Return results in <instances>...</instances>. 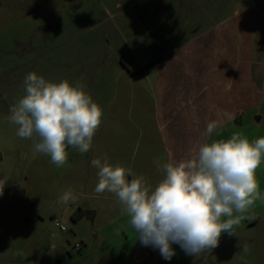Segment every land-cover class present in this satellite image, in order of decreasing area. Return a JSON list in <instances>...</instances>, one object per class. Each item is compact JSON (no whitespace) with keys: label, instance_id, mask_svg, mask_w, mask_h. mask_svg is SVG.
Here are the masks:
<instances>
[{"label":"rangeland","instance_id":"374dc122","mask_svg":"<svg viewBox=\"0 0 264 264\" xmlns=\"http://www.w3.org/2000/svg\"><path fill=\"white\" fill-rule=\"evenodd\" d=\"M117 2L0 0V264H264V201L252 207L262 216L257 224L243 226L242 219L236 234L223 232L218 246L200 256L186 255L174 243L175 255L166 260L159 249L137 239L114 194L95 193L98 170L91 161L97 157L120 163L152 187L163 178L150 103L140 100L136 90L134 101L129 99L125 74L108 83L110 63L132 56L131 49L124 51L107 33H115L113 25L124 16ZM105 9L114 19H107ZM32 71L48 80L84 84L101 108L113 95L110 116L104 122L102 117L91 149L81 154L66 148L68 160L62 167L34 152L33 141L17 137L16 126L7 119ZM247 132L254 134L249 140L264 136V118L262 126ZM257 179L264 194V181ZM69 190L75 202L57 203ZM77 210L82 215L73 220ZM245 243L248 252L242 251Z\"/></svg>","mask_w":264,"mask_h":264},{"label":"crops","instance_id":"0c3cea01","mask_svg":"<svg viewBox=\"0 0 264 264\" xmlns=\"http://www.w3.org/2000/svg\"><path fill=\"white\" fill-rule=\"evenodd\" d=\"M116 5L124 16L113 25L116 32L107 33L132 56L110 63L108 83L125 74L129 99L138 91L140 100L150 103L160 163L188 158L200 143L226 140L235 132L254 137L247 130L262 126L264 118V0H119ZM255 64H263L260 85L253 79ZM112 100L113 95L106 98L103 122ZM210 121L218 126L208 135ZM257 177L264 181V164ZM245 216L248 227L262 217L253 209Z\"/></svg>","mask_w":264,"mask_h":264},{"label":"clouds","instance_id":"9594fccd","mask_svg":"<svg viewBox=\"0 0 264 264\" xmlns=\"http://www.w3.org/2000/svg\"><path fill=\"white\" fill-rule=\"evenodd\" d=\"M24 95L10 106L8 121L16 135L33 141L36 153L50 157L62 167L68 160L66 148L87 153L103 117L101 106L85 85L68 79L48 80L35 71L26 74ZM206 125V134L217 128ZM264 162V136L249 140L242 132L229 139L200 143L194 155L158 167L163 172L154 187L107 156L93 158L98 182L95 193H112L121 214L144 246H152L162 257L175 255L178 244L186 255L200 256L218 246L223 232L236 234L241 220L248 218L257 200L264 201L256 170ZM132 176L129 180L127 177ZM3 190H0L2 195ZM71 190L57 203L75 202ZM248 252V245H241Z\"/></svg>","mask_w":264,"mask_h":264},{"label":"water","instance_id":"95a60500","mask_svg":"<svg viewBox=\"0 0 264 264\" xmlns=\"http://www.w3.org/2000/svg\"><path fill=\"white\" fill-rule=\"evenodd\" d=\"M253 68H254L253 79L257 85H260L263 78V64H255ZM86 215L90 218L93 217V214L91 212H86ZM25 219L26 221L29 220V218H25Z\"/></svg>","mask_w":264,"mask_h":264},{"label":"trees","instance_id":"16d2710c","mask_svg":"<svg viewBox=\"0 0 264 264\" xmlns=\"http://www.w3.org/2000/svg\"><path fill=\"white\" fill-rule=\"evenodd\" d=\"M81 215H82V211H81V210H77V211H75V212L72 214V219H73V220H76V219H78L79 217H81Z\"/></svg>","mask_w":264,"mask_h":264},{"label":"built area","instance_id":"2783aa9c","mask_svg":"<svg viewBox=\"0 0 264 264\" xmlns=\"http://www.w3.org/2000/svg\"><path fill=\"white\" fill-rule=\"evenodd\" d=\"M53 223L56 227H59L61 230L64 229V227L60 225L56 219H54Z\"/></svg>","mask_w":264,"mask_h":264}]
</instances>
